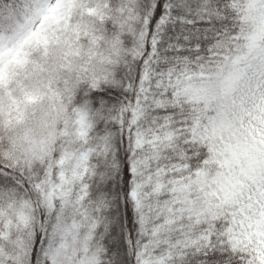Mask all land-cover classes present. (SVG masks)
<instances>
[{
  "label": "snow or ice",
  "instance_id": "1",
  "mask_svg": "<svg viewBox=\"0 0 264 264\" xmlns=\"http://www.w3.org/2000/svg\"><path fill=\"white\" fill-rule=\"evenodd\" d=\"M0 264H264V0H0Z\"/></svg>",
  "mask_w": 264,
  "mask_h": 264
}]
</instances>
